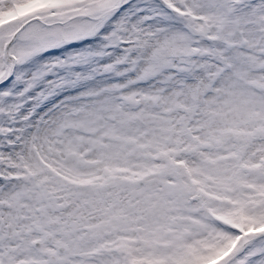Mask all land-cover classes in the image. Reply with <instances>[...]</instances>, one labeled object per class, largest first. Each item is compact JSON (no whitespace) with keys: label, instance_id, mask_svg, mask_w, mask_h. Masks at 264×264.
Returning <instances> with one entry per match:
<instances>
[{"label":"snow or ice","instance_id":"1","mask_svg":"<svg viewBox=\"0 0 264 264\" xmlns=\"http://www.w3.org/2000/svg\"><path fill=\"white\" fill-rule=\"evenodd\" d=\"M0 264H264V0H0Z\"/></svg>","mask_w":264,"mask_h":264}]
</instances>
